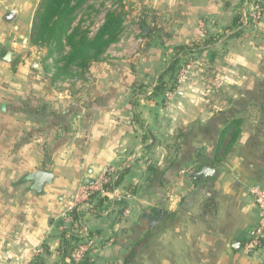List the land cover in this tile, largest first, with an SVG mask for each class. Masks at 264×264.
Wrapping results in <instances>:
<instances>
[{"label": "crops", "instance_id": "crops-1", "mask_svg": "<svg viewBox=\"0 0 264 264\" xmlns=\"http://www.w3.org/2000/svg\"><path fill=\"white\" fill-rule=\"evenodd\" d=\"M40 1L0 0V251L5 264H33L37 255L46 264L63 261L60 233L75 222L68 212L76 194L109 166L123 172L118 196L101 206L90 203L96 212L83 208L81 220L68 230L77 242H90L84 264H264V247L253 256L242 251L258 221L249 188L264 187V146L254 140L258 131L242 120L234 151L222 158L220 137L234 118L212 110L202 96L203 83L184 86L165 105L158 98L134 99L133 82L142 74L124 63L107 64L110 51L91 66L87 81H77L74 92L57 87L48 67L35 60L38 49L27 46ZM121 1L154 13L153 20L170 33L171 45L220 36L237 12L249 7V0ZM220 40L213 48H220ZM228 44L237 45L236 38ZM117 49L121 58L131 55L129 48ZM148 51L144 64L155 70L161 59L151 65L155 52ZM254 54L238 55L231 88H264L261 81L259 86L238 80L253 68ZM214 64L219 74L225 72L221 55ZM202 165L214 169L211 178L196 176ZM38 170L52 171L53 180L37 187L32 174ZM30 181L21 198V186Z\"/></svg>", "mask_w": 264, "mask_h": 264}, {"label": "rangeland", "instance_id": "rangeland-1", "mask_svg": "<svg viewBox=\"0 0 264 264\" xmlns=\"http://www.w3.org/2000/svg\"><path fill=\"white\" fill-rule=\"evenodd\" d=\"M88 0L78 11V19L82 20L83 27L91 31L93 35L99 27L103 24L106 11L108 9H121L119 5V0H104L98 2V0H93L90 2ZM259 2L263 6V0H249V7H245L248 10L251 9V5L254 2ZM244 8V9H245ZM124 9V10H123ZM122 9L124 12L125 18V28L122 32L119 40L113 43L109 49V55L103 59L109 60L107 64L112 66H119L125 64L127 67L135 70L138 68V71L142 75L140 82H133V97L134 99H155L158 98L161 100L162 104H167L172 97L178 94L184 86L189 85L191 82L203 83L205 85V90L202 92V96L205 99V102H209L212 110L215 113L227 114V119L243 117L242 120H245L249 123V127H253L258 131V137L254 140L261 146H264V88L259 87V89H234L231 88L232 83L235 81V70L237 64L241 59V55H245L246 52H254L253 62L251 71L241 75L238 80H244L246 82H259L264 84V16L257 22L250 21L245 24L243 19L242 11L237 12L235 20L232 25L225 27L223 33L220 36L217 35H208L212 36L207 38L205 41H195L189 44L195 43L199 44L194 46L193 52L188 53L182 56L180 66L176 71L174 76L167 75L165 77L167 81V88L161 94L155 93V87L157 86L160 76L163 71L168 67L174 58V48L177 45H171L167 41L170 38V33L164 30L163 26H159L153 15L154 13H146V19L143 20L144 11L130 7L129 4H125V7ZM143 21V22H142ZM149 24L150 31L148 34L143 35L142 24ZM142 23V24H141ZM149 35V36H148ZM207 36V37H208ZM221 37L220 48L215 47V39ZM230 38H236L237 45L230 46L228 40ZM243 38V39H241ZM31 39V37H30ZM242 40V41H241ZM27 46L36 47L39 51L34 58L38 63L43 64V66L48 67V69L53 73L56 71V66L58 65L61 57L53 56L48 57L47 47L34 45L31 43V40H28ZM115 46V47H114ZM124 49L129 48L131 55L127 56L128 58H121L117 56L119 49L117 47ZM132 46V47H130ZM209 46V47H208ZM217 46V45H216ZM254 46V48H252ZM212 50L208 54L204 55L205 51L208 48ZM29 49V48H27ZM207 49V50H206ZM217 49V50H216ZM147 50H153L152 59L149 62H153L151 65H156L157 58L161 62L154 69H150L151 66H146L144 61L148 58L147 55H144V52ZM68 51V48L66 49ZM153 52V53H154ZM156 53L161 55L156 56ZM114 55L111 56L110 55ZM222 56L223 58V70L219 74L217 67L218 64H214L217 56ZM236 55V56H235ZM238 55L240 59L238 60ZM103 59L101 61H103ZM126 60V61H123ZM143 60V61H142ZM148 60V59H147ZM238 60V62H237ZM146 63V62H145ZM62 64V63H61ZM91 68V67H90ZM89 68V69H90ZM73 72L71 74L61 73L56 79L52 76V82L57 84V87L67 88L71 92L76 90L77 81L85 80L87 81V71L84 76H81V70L76 66L72 67ZM253 69V70H252ZM152 73L154 74H151ZM218 83H224L220 87L217 86ZM228 87V88H227ZM244 100V101H243ZM264 156V155H262ZM32 182L26 184V186H21V198L24 194H27V191L31 189ZM0 229H1V219H0ZM63 230V228H62ZM90 253V252H89ZM249 256V255H246ZM253 256V255H251ZM88 257V256H87ZM86 257V258H87ZM85 258V259H86ZM2 262L7 263L6 258L2 257L0 251V264ZM82 262H73L72 264H81ZM57 264H69L68 261H60ZM84 264V261L83 263Z\"/></svg>", "mask_w": 264, "mask_h": 264}, {"label": "trees", "instance_id": "trees-1", "mask_svg": "<svg viewBox=\"0 0 264 264\" xmlns=\"http://www.w3.org/2000/svg\"><path fill=\"white\" fill-rule=\"evenodd\" d=\"M87 1L41 0L35 12L30 39L31 43L47 47L48 57H61L56 66V71L52 75L54 79L61 73L72 75L73 66L79 68L81 76H84L93 64L103 59L109 47L119 40L124 31L125 18L122 9L125 7V3L119 0L121 9H108L103 24L91 35V31L83 27L82 20L78 19V11ZM130 7L132 8L133 6ZM145 16L146 13H144ZM145 19L146 17L143 20ZM143 35H145V32H143ZM196 45L199 44H182L174 48V58L161 74L160 80L155 87L156 94H161L165 91L167 88L165 77L167 75L172 77L176 74L182 56L193 52V47ZM67 48L68 51H66ZM46 70L50 71L49 69ZM242 122V118L233 119L221 135L220 146L222 152L219 156L222 158L234 151L236 142L241 134ZM122 178L123 172L118 171L113 180L106 183L104 187L112 190L120 186ZM89 198V202L92 204V202L96 201L97 206L103 205L107 199V197H103L99 192H92ZM88 209L92 213L96 212L94 207H89ZM68 214L75 222H70L64 226L60 233L61 253L64 261L66 258H70L73 249L78 243V238L76 239L74 236L69 237L68 230H72L76 221L79 222L81 220L83 210L73 207ZM33 264H46V261L41 255H37Z\"/></svg>", "mask_w": 264, "mask_h": 264}, {"label": "built area", "instance_id": "built-area-1", "mask_svg": "<svg viewBox=\"0 0 264 264\" xmlns=\"http://www.w3.org/2000/svg\"><path fill=\"white\" fill-rule=\"evenodd\" d=\"M243 21L245 24L250 21L257 22L264 16L263 6L259 2H254L251 5V9L245 8L242 12ZM118 171L112 166L106 168L105 172L97 178L91 185L82 186L80 191L76 194V202L74 207H78L79 210L83 208L91 207L89 202L90 194L92 192H99L103 197L114 198L118 196L117 187L109 190L104 187L106 183L113 180L115 174ZM249 192L254 199V202L258 211V221L256 226L253 228L249 239L242 246V251L245 255H255L261 251L264 247V187L258 184L250 186ZM125 196H129L126 193ZM73 208V207H72ZM85 230V229H84ZM91 250L90 242L88 240L79 241L76 247L73 249L70 258H68L69 264L73 262H83L89 255ZM107 264H119L116 261H111Z\"/></svg>", "mask_w": 264, "mask_h": 264}, {"label": "water", "instance_id": "water-1", "mask_svg": "<svg viewBox=\"0 0 264 264\" xmlns=\"http://www.w3.org/2000/svg\"><path fill=\"white\" fill-rule=\"evenodd\" d=\"M13 15H14V11H10L8 14V19L11 20V16ZM142 28L146 34L149 33L150 31L149 25H147L146 23H143ZM10 58H11V52H8L7 57H5V59L10 60ZM34 67L35 68L39 67L37 62H35ZM213 172H214V169L210 167L209 165H202L199 171L197 172L196 176L200 179L211 178L213 175ZM53 178H54V173L49 170H38L32 174V179L35 180V183H36L35 185L37 187L43 185L46 182L52 181Z\"/></svg>", "mask_w": 264, "mask_h": 264}]
</instances>
